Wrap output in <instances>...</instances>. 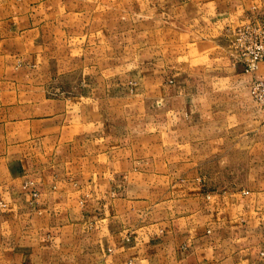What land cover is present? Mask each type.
Masks as SVG:
<instances>
[{
  "label": "crops",
  "instance_id": "0c3cea01",
  "mask_svg": "<svg viewBox=\"0 0 264 264\" xmlns=\"http://www.w3.org/2000/svg\"><path fill=\"white\" fill-rule=\"evenodd\" d=\"M104 1L0 0V264H264V0Z\"/></svg>",
  "mask_w": 264,
  "mask_h": 264
},
{
  "label": "built area",
  "instance_id": "2783aa9c",
  "mask_svg": "<svg viewBox=\"0 0 264 264\" xmlns=\"http://www.w3.org/2000/svg\"><path fill=\"white\" fill-rule=\"evenodd\" d=\"M233 35V46L244 72H255L258 64L264 62V22H252L233 31ZM249 92L264 115V81L252 79L249 82Z\"/></svg>",
  "mask_w": 264,
  "mask_h": 264
},
{
  "label": "rangeland",
  "instance_id": "374dc122",
  "mask_svg": "<svg viewBox=\"0 0 264 264\" xmlns=\"http://www.w3.org/2000/svg\"><path fill=\"white\" fill-rule=\"evenodd\" d=\"M17 1H20V0H17ZM40 1H44V0H40ZM109 6H110V3L105 0L104 1V7L108 8ZM261 21L264 22V17H262L258 13H253L251 15H248V17L242 23H240L234 27H230L226 30V33L228 35V50H229L230 56L235 63L240 64L242 66V69H243V65L238 61L237 53H236V50L234 49V46H233V41H234L233 31H235L241 27L248 26L252 22H261ZM243 72H244V70H243ZM71 80H72L73 85H74L75 81L77 80V72L72 73V79ZM249 94H250V92H249ZM209 171L211 172V169H209Z\"/></svg>",
  "mask_w": 264,
  "mask_h": 264
}]
</instances>
